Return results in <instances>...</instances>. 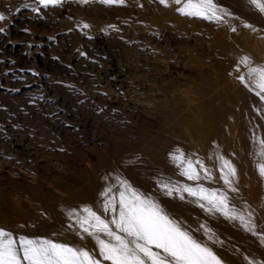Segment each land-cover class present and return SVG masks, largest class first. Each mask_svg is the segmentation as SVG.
Instances as JSON below:
<instances>
[{"label": "rangeland", "instance_id": "obj_1", "mask_svg": "<svg viewBox=\"0 0 264 264\" xmlns=\"http://www.w3.org/2000/svg\"><path fill=\"white\" fill-rule=\"evenodd\" d=\"M215 2L228 23L181 16L172 0H64L39 12L34 0H0V228L91 250L94 241L65 230L62 209L95 208L104 177L118 176L182 224L210 228L223 264L264 261L261 237L156 185L192 183L169 159L177 148L218 180L219 153L237 170L231 203L264 234L251 142L253 131L264 137V102L237 79L241 57L264 66V15L247 0Z\"/></svg>", "mask_w": 264, "mask_h": 264}, {"label": "snow or ice", "instance_id": "obj_2", "mask_svg": "<svg viewBox=\"0 0 264 264\" xmlns=\"http://www.w3.org/2000/svg\"><path fill=\"white\" fill-rule=\"evenodd\" d=\"M63 2L34 0L32 10L39 12L41 8L60 6ZM81 2L88 3L89 0ZM247 2L264 15V0ZM101 3L123 6L125 0H101ZM159 3L169 6L168 0H159ZM172 3L178 5L175 10L179 15L210 23L225 24L228 23L226 17L232 16L215 0H172ZM4 19L0 15V21ZM231 31L235 32L236 29L233 27ZM239 63L247 68V72L237 79L264 102V66H253L247 56L241 57ZM256 112L264 113V108H257ZM251 142L254 145V166L259 176L264 178V137L253 131ZM194 156L186 155L179 148L169 153L178 175L192 183L156 179L160 194L181 201L187 199L209 215L218 213L229 221H238L245 230L261 237L264 242V234L257 232L252 213L245 215L231 203L229 193L238 192L234 186L237 170L231 160L216 154L219 161L218 180L223 181L224 186L219 188L206 186L204 182L208 185L217 183V177L212 169L206 167L198 157L194 159ZM104 180L106 184L98 194L95 208L82 205L62 209L68 221L65 230L71 231L82 241L90 238L94 241L93 249L74 247L46 237L14 235L0 228V264H223L208 241L212 244L223 242L205 224L192 229L170 216L152 194L141 192L127 180L118 176L114 183L109 182L108 177H104ZM201 232L206 240L197 238L196 233ZM245 259L248 264H258L255 260ZM259 264H264V261Z\"/></svg>", "mask_w": 264, "mask_h": 264}]
</instances>
